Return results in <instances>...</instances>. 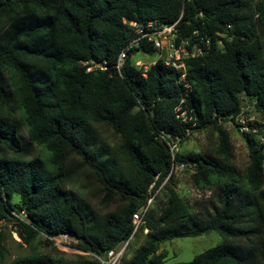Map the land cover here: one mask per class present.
Returning a JSON list of instances; mask_svg holds the SVG:
<instances>
[{
	"label": "trees",
	"instance_id": "1",
	"mask_svg": "<svg viewBox=\"0 0 264 264\" xmlns=\"http://www.w3.org/2000/svg\"><path fill=\"white\" fill-rule=\"evenodd\" d=\"M148 20H178L190 43L209 37L206 53L184 60L188 87L161 57L146 71L136 66L137 47L114 67L133 35L128 23ZM262 36L264 0H0V225L12 221L26 245L66 233L88 255L8 264H100L93 256L128 239L132 214L161 184L143 215L148 231L121 264H164V241L210 231L217 244L174 264H264ZM245 99L262 123L236 124L250 129L239 132L248 155L239 171L222 123L245 112ZM206 127L217 133L212 151L177 150ZM179 164L210 194L206 217L178 192ZM5 255L0 229V263Z\"/></svg>",
	"mask_w": 264,
	"mask_h": 264
},
{
	"label": "rangeland",
	"instance_id": "2",
	"mask_svg": "<svg viewBox=\"0 0 264 264\" xmlns=\"http://www.w3.org/2000/svg\"><path fill=\"white\" fill-rule=\"evenodd\" d=\"M264 45V36L261 37ZM160 54L156 53L154 56L144 54H134L132 59L139 61L143 65L149 64L158 58ZM140 63V64H141ZM244 113L241 114L235 121H224L222 126L228 131L229 140L233 152V163L239 171H243L248 162L247 148L240 130H250L247 127H239L245 125L246 121L256 120L262 123L261 117L255 111L252 104L247 99L244 100ZM256 130L252 129L251 132ZM103 138L108 142H114L115 139L106 128H101ZM256 138L260 134L253 133ZM264 139V136L262 137ZM176 143V141L174 142ZM217 143V133L212 127H206L201 130H195L190 133L189 137L183 140L177 147L181 153L189 151H212ZM40 147L33 145V154L40 151ZM173 178L176 181V188L180 195L190 204L193 210L199 212L203 217L211 212L209 206L210 194L203 190L195 189L189 180L188 172L183 168L175 167L172 170ZM160 198V196H158ZM18 199L14 195L12 200L15 202ZM3 235V243L6 250V255L0 264H8L13 258L26 256L29 254H46L56 258H63L65 260L76 261L88 255L77 248L76 242L72 239H64L61 236L54 238V240L47 241L42 234L37 235L30 245H26L15 232V227L12 221H3L0 225ZM142 237L135 235L129 245V253L133 251L142 241ZM220 236L215 231H210L205 234L193 237H178L168 241H164L159 250L166 249L168 252L164 260V264H174L176 262L189 261L195 254L217 244L220 241ZM87 255V256H86Z\"/></svg>",
	"mask_w": 264,
	"mask_h": 264
},
{
	"label": "built area",
	"instance_id": "3",
	"mask_svg": "<svg viewBox=\"0 0 264 264\" xmlns=\"http://www.w3.org/2000/svg\"><path fill=\"white\" fill-rule=\"evenodd\" d=\"M177 22L178 20L171 24L158 22L157 20H148L145 23L130 21L128 24L132 28L133 35L130 41L118 53L114 66L116 70L119 71V68L122 65L130 48L137 47L138 50L136 51V54H144L142 49L139 48V44L147 43L150 44L156 50V52L160 54L158 58H162V63L164 66L169 67L178 73L177 81L184 82V86L188 87L189 85L185 81L186 69L184 60L190 56H197L206 53L210 47V39L207 36H202L199 37L198 42L190 43L188 36L181 35L180 30L177 27ZM191 33L197 36V30H193ZM155 60H153L150 64H153ZM140 63L141 62L138 60L135 61L136 66L142 68L143 71H146L148 66ZM95 66L100 67L98 64H95L94 67ZM91 68L92 66H88L87 70H90ZM100 68L105 69L106 67L101 66ZM143 75H145V73H143ZM179 109L180 106H176V116L180 117L182 120H185L186 118L183 111L180 112ZM175 167L182 168L183 164L173 166L172 170ZM161 185L157 187L153 193L150 192L152 186H149L148 199L146 203L142 205L138 211L132 214L131 220L133 229L128 239L120 242L112 248L107 249L101 256H93L100 264H121L125 257L127 258L130 256L131 253H129V245L132 238L139 230H141L143 234L148 231V229L143 225V215L152 202L154 195L159 191ZM20 213L22 214L23 211H20ZM60 236L64 239H68V235L66 233H62Z\"/></svg>",
	"mask_w": 264,
	"mask_h": 264
},
{
	"label": "water",
	"instance_id": "4",
	"mask_svg": "<svg viewBox=\"0 0 264 264\" xmlns=\"http://www.w3.org/2000/svg\"><path fill=\"white\" fill-rule=\"evenodd\" d=\"M171 141L174 143L176 141V139L171 137Z\"/></svg>",
	"mask_w": 264,
	"mask_h": 264
}]
</instances>
